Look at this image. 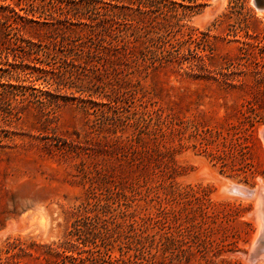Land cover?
Here are the masks:
<instances>
[{"label": "rangeland", "instance_id": "rangeland-1", "mask_svg": "<svg viewBox=\"0 0 264 264\" xmlns=\"http://www.w3.org/2000/svg\"><path fill=\"white\" fill-rule=\"evenodd\" d=\"M157 1L0 0V264H264V12Z\"/></svg>", "mask_w": 264, "mask_h": 264}, {"label": "trees", "instance_id": "trees-1", "mask_svg": "<svg viewBox=\"0 0 264 264\" xmlns=\"http://www.w3.org/2000/svg\"><path fill=\"white\" fill-rule=\"evenodd\" d=\"M189 2V4H185L183 2H179L178 0H158L155 4H157L158 9L161 11L168 10L170 12H174L173 17L179 20L180 18L177 16L178 6H181L185 10H193L200 5L192 3L196 2V0H189ZM250 126H253L252 121H250ZM232 128L235 129L236 127L232 126ZM196 134L201 138L198 143L194 144V146L208 153V155L212 157V160H215V163H220L223 168L227 167L233 171L248 172L252 170L253 163L250 157L249 144L251 134H248L243 142H241V139H229V137L224 134V131L220 129L213 130L211 128H205L199 130V132L196 131ZM78 229L79 228H77V233L80 231ZM63 246L64 244L53 249L60 250ZM65 248L67 249L68 247ZM99 256L100 254L98 256L92 254L91 257L80 259L72 256L70 259L72 264H87V261H90L91 264L108 263L104 258ZM67 258H69V256H65L63 259ZM53 264H59V261H55ZM108 264H118V262L109 261Z\"/></svg>", "mask_w": 264, "mask_h": 264}, {"label": "bare ground", "instance_id": "bare-ground-1", "mask_svg": "<svg viewBox=\"0 0 264 264\" xmlns=\"http://www.w3.org/2000/svg\"><path fill=\"white\" fill-rule=\"evenodd\" d=\"M263 127H264V126H263ZM220 181H221V180H220ZM220 183H221V182H220ZM244 185H245V184H244ZM260 185H261V184H260ZM246 187H248V186H246ZM229 188H230V187H229ZM250 188H251V187H250ZM250 188H249V189H250ZM257 188H258V186H257ZM262 188H263V187H262ZM262 188H261V189H262ZM259 189H260V187H259ZM228 190H229V189H228ZM255 191H256V192H257V191H258V192H261V191H259V190H255ZM263 191H264V190H263ZM232 192H233V191H232ZM230 193H231V192H230ZM262 193H263V196H264V192H262ZM262 193H261V195H260L261 198H262ZM252 194H253V193H252ZM256 195H257V194H256ZM256 195H255V196H256ZM255 196H254V197H255ZM231 197H232V196H231ZM244 198H245V197H244ZM255 198H256V197H255ZM261 198H260V200L262 201ZM256 200H257V199H256ZM253 203H255V202H253ZM261 203H262V202H261ZM262 204H263V203H262ZM259 207H261V206H259ZM262 208H263V207H262ZM259 209H260V208H259ZM262 210H263V209H262ZM257 211H258V210H257ZM260 211H261V210H260ZM263 213H264V211H263ZM263 216H264V215H263ZM260 217H261V216H260ZM262 219H263V218H262ZM263 220H264V219H263ZM262 222H263V221H259V227H258V228H259V232L262 231V229H263V223H262ZM259 232H258V233H259ZM255 236H256V235H255ZM257 236H258V235H257ZM255 238H256V237H255ZM252 241H253V240H252ZM256 241H257V240H256ZM256 241L254 240V243H253V244H255ZM262 241H263V240H262ZM250 243H251V242H250ZM255 246H256V245H255ZM263 250H264V249H263ZM263 250H262V251H263ZM260 255H261V253H260ZM263 255H264V254H263ZM263 257H264V256H263Z\"/></svg>", "mask_w": 264, "mask_h": 264}, {"label": "water", "instance_id": "water-1", "mask_svg": "<svg viewBox=\"0 0 264 264\" xmlns=\"http://www.w3.org/2000/svg\"><path fill=\"white\" fill-rule=\"evenodd\" d=\"M255 2L259 10L264 12V0H255Z\"/></svg>", "mask_w": 264, "mask_h": 264}]
</instances>
